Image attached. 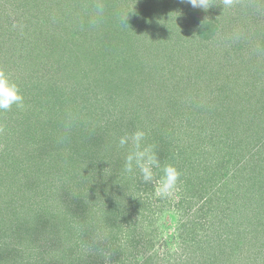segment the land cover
<instances>
[{"label":"trees","instance_id":"1","mask_svg":"<svg viewBox=\"0 0 264 264\" xmlns=\"http://www.w3.org/2000/svg\"><path fill=\"white\" fill-rule=\"evenodd\" d=\"M168 1L165 0V3H162L163 0H88L90 6L87 7V11L91 12L94 8L101 7L104 9L103 12L108 13L109 21H112L116 16V14H111L113 6L118 7V20L122 16L118 12L119 9L124 8V15L131 10L128 17H131L132 20L126 19L123 27L124 33L122 30L114 29L112 35L115 37L118 34L119 36L115 38L123 37L130 40L134 36L135 41H142L140 43L141 54L133 52L134 41H129L133 42L128 46L131 52L129 59L114 64L113 61L104 58L109 54L103 53L99 47L100 42L97 43L102 39L98 35L96 25L87 22L86 25H81L71 31L75 39H71V46L67 42L65 45L62 42H57L58 48L54 51L55 55L59 56L56 60L58 63H60L63 52L70 53V56L77 53V56L72 60H84V70L69 64V61L64 63L61 61L60 72L58 69H54L40 77H33L29 76L31 66H28V64L31 65V56H26L24 52L26 46L24 49L21 46L24 39L21 37V28L19 27L32 24L29 19L33 14L32 11L41 8L37 22L33 21V24H36L38 33L47 35L50 23L48 20H43V16L49 10L53 12L59 10L58 13H60L65 7V0H0V71L9 76V80L14 83L28 78L36 80L34 81L36 83L27 91V95L21 93L24 96L22 106H13L12 111H0V195L6 194L7 198H3V201L7 202L11 192L9 187L24 179L29 182L35 179L34 185H38L39 180L44 182L41 189L44 198L40 201L41 203L49 201L48 198L51 194L53 197H59L56 199L59 203H51V206H54V215L50 214L51 217H47L49 213L46 209L35 208L34 205H31L32 208H25L24 216L20 210L16 214L17 218H6L8 222L16 221L15 224H18L16 225V234L8 233L14 230L11 229L13 226L2 229L6 219H0V264H46L43 255L30 254L29 246L31 244L29 243L33 242L37 247L38 243L43 244L38 239L33 241L37 238L36 226H40V232L49 234L48 238L52 237V228L48 222H52L51 225L54 226L55 216L61 210V203L64 204L65 214H69L72 218H78L79 220L75 222L81 223L76 228L65 232L67 237L64 243L67 244L66 249L70 250L71 254H73V250H77L72 247L74 244L72 237L75 236L76 239H79L85 235V238H88V221L93 216L94 220L99 222V225L97 224L99 229H96L95 235H89L88 242L92 247L85 240L82 249L87 248L86 250L92 251L93 258L96 257L95 252L100 245L99 241L107 242L115 236H123L127 241V238L131 236L130 232H133L134 229L140 232L141 237L146 238V236L152 235L151 222H147L146 207L143 206L146 204L139 194L143 184L137 180L138 178H133L122 171L124 157L128 149L118 146V138L121 135L125 132L135 131L137 128L145 130L149 142L156 144L158 156L162 162L174 164L179 169L183 191L186 192L188 186H191L193 177L202 179L210 186L211 190L218 187L219 183L226 182L227 179L237 178V182L230 190L237 189L236 194L239 197L242 196L248 207H246V203L243 205L238 203L234 205L235 211L243 213L245 207L247 208L246 213L249 218L245 219V223L242 222L243 225L249 231L250 237L257 234L255 238L258 242L264 241L263 224L259 223L260 218L257 217L259 212L264 215V93L258 95L255 91L252 92L251 103H245V98H248L246 95L249 93H245V89H241L242 92H235V97L238 100L231 104L227 102L231 97L225 98L231 92L230 89H227L221 93V95L225 94L224 99L219 101L216 95L219 91L215 87H211V79L215 78L216 72L212 73V68L201 70L204 60L201 64L198 60L200 56L194 51L198 49L194 46L199 45V42L202 44L203 42L213 43L216 37H219L220 32L228 27L219 26L218 19L216 16L213 17V13L210 14L208 9L206 11L194 9L195 12L187 20L192 25L191 31L187 29L179 31L178 29L179 36L175 35L171 25L167 27L158 21V13L163 12L161 9L171 8L167 6ZM177 1L186 11L193 12V7L189 4ZM252 1L239 0L240 9L245 12L257 9L259 12L262 10L264 12V0L256 3H251ZM135 2L141 4L139 9L145 8L146 11H149H147L146 18L140 12L137 18L132 17L138 13L132 8ZM32 5L38 8L33 9ZM5 6L10 7L7 9ZM106 7L109 8V11L105 9ZM175 9L177 8L174 5L173 10ZM63 11L66 12V10ZM58 13L57 16L61 20L62 15ZM124 15L121 19L124 18ZM150 16L155 18L154 27L151 29L148 28L152 26L151 22L149 23ZM69 17L71 15L66 12L64 19ZM258 17L260 16L258 15ZM72 24L75 25L74 22ZM144 24L145 28H148L145 29V32H142L143 29H135L138 26L143 27ZM107 25L105 23L104 29L112 31L105 28ZM91 26H94L93 29ZM257 30L264 31L263 23L257 26ZM11 32H14V36H11ZM4 34L6 37H10V40L7 48L3 49L4 42L1 36ZM65 36V40L69 38L67 33ZM260 36L263 39L258 40L259 45L262 43L264 47V34L261 33L256 39H260ZM152 39L162 40L163 49L172 46L173 48L170 47L171 55L178 56V63L181 65L174 64V69L170 73L173 77L168 78L163 72L165 65L162 58L159 61L163 62V67L160 63L153 61L156 57L145 58L148 54L143 46L155 43V40L152 43H145ZM55 40H63V36L58 34ZM169 42H173V45ZM48 43L49 39H46V36L41 37L38 43L31 45V48L33 50L42 48L46 51L43 45L46 44L47 50H52V41L51 45ZM176 46L177 51L174 49ZM178 46H183V48H178ZM184 46H188V48L186 49ZM263 47L261 50H264ZM139 48L141 47L138 46L136 49ZM39 50L35 51L40 53ZM150 50L152 51V49ZM94 53H99L101 56L97 59L92 58ZM153 54L156 56L157 53ZM145 59L152 60L151 64L144 63ZM255 61V57L252 58L251 66L257 65L254 63ZM121 66H126L129 72L121 69ZM184 66L187 69H183ZM146 68L147 72H145ZM54 71L58 73L53 77ZM125 71L127 73L123 74ZM31 73L33 74L32 71ZM178 73L181 76L184 75L185 78L177 79L176 84L181 82L183 85H187V82L190 81L193 88L204 87L205 91H200V93L194 91L188 95L182 93L177 87H158L161 83L164 86L167 83L168 86L169 81L167 82V80L174 79ZM26 74L28 77L25 76ZM108 83L115 87H109ZM162 90L164 92H161ZM186 100L189 101V105H184ZM179 109L182 117L178 121L180 123L185 121L184 123H188V125L196 123L197 131L202 133V135L201 133L200 135L192 133L193 136L196 135L194 138L191 135H189L190 138L187 137L188 146L186 148L189 150L193 148L189 151L192 152L190 159L186 157L185 148L179 144L180 138L174 136L172 140L170 139L173 135L170 134L171 129L169 128L172 126L175 128V125L172 123L168 126L167 119L172 112L177 114ZM21 123L32 127V129H42L44 135L41 141L43 144L48 141L49 149L41 146L40 151L38 150L34 158L31 159L33 156L30 154L31 148L27 150L28 152L24 151ZM13 124H17L19 128L14 130ZM33 132L36 133L35 130ZM174 134L179 135L180 131L176 130ZM191 141H194L195 144L192 145ZM30 146L32 145L30 144ZM184 156L185 160L188 158V163L181 161ZM195 159L198 161H196L197 165L193 163ZM198 172L201 173L199 176L196 174ZM50 181L54 184L51 190L48 186ZM54 181H57L56 184ZM29 184L33 185L32 182ZM61 189L62 191H60ZM226 192L222 189L221 195L217 197L219 202H223V206L227 201L225 196L229 195L233 200L236 199L231 196V193ZM219 212L225 219L229 218L226 215L230 213L226 214L224 209ZM198 213L204 212L199 211ZM21 220H24L23 227L20 224ZM28 222L34 227L26 228ZM218 222H222V219L218 218ZM78 227L79 229H77ZM214 233L206 241L209 243L210 249L216 246L218 236ZM97 234L98 236L95 237ZM32 235L34 236L32 237ZM15 236V239H11ZM130 242H133L132 239ZM141 242L144 244L142 239ZM197 243V239L187 240L186 247L182 246L181 255L169 264H187L185 260L193 255V250L195 252L193 247H196ZM18 245L21 246L20 250ZM24 250L27 255L25 258H21L20 254ZM211 252L206 259H203L205 264L259 263L255 252L247 258L242 257V260L237 259L226 252L221 243ZM153 256L145 257V261L141 264H153ZM102 258L100 256L97 259L102 261ZM108 259L111 261L115 257L109 256ZM79 262L71 260L62 264H80ZM166 262L168 263V261Z\"/></svg>","mask_w":264,"mask_h":264},{"label":"rangeland","instance_id":"2","mask_svg":"<svg viewBox=\"0 0 264 264\" xmlns=\"http://www.w3.org/2000/svg\"><path fill=\"white\" fill-rule=\"evenodd\" d=\"M256 2H261V0H253L251 3H256ZM162 3H165V0H163ZM238 3L239 0H233L230 6H225L223 0H211V5H210L211 7L208 9L209 13L210 14L213 13V17L216 16V18L218 19L219 26L225 25L228 28L220 32L219 37H216V40L213 43L203 42L202 44V42H199V45L194 46V48L198 49L194 51L197 52V54L200 56L198 60H200L201 64L202 61L204 60L203 61L204 66H202L201 70L204 71L206 69L208 70L212 68L213 69L212 73L216 72L215 78L211 79L212 80L211 87H215L217 91H219V93L216 94L218 100L219 101L223 100L225 94L221 95V93L227 89H230L231 91L229 93L230 95L226 96L225 98L228 99L231 97L229 100H227V102L231 104L234 103L236 100H238V98L235 97L236 95L235 92H242L241 89H245V93L247 92L249 93V95L246 96L250 100L248 98H245V103L246 102L251 103V99L253 98H250V95L252 92L255 91L256 93H258V95L264 93V52H263L264 50H261V48L263 47L262 43L259 45L258 42V40H261L263 38L262 36H260V39H256V37L261 33L264 34V31L257 30V26L259 24L263 23L264 25V12L263 10L262 12H259L258 9L245 12L243 9H240L241 7H239ZM124 4H127V2H124ZM51 5H53V3H51ZM133 5L134 6L132 8L137 10L138 13L132 17L137 18L141 13L146 18L147 16L146 14L149 11L147 10L148 11L147 12L145 8L139 9V6L141 5L139 2H135V4ZM174 5L175 8H177L175 10H173ZM89 6L90 3L88 2V0H65V7L63 8V10H66V12L69 13V15H71V17L67 19H64V17H66V12L63 10H61L60 13H58L59 10H57L56 12H53L51 10L47 12L45 11L46 13L43 16V20H48L50 23L48 24L50 25L48 26L50 29L47 33V35L51 34L50 36L38 33L36 24H33V21H35V23L37 22L38 14H40L39 10L41 8L39 10L37 9L32 11L33 14L31 17H29V19L32 21V24L30 25L26 24L19 27L21 28V33H20L22 34L21 37L24 39V42L21 44V46L23 49L26 46L24 52L26 56H31L30 59L31 65L28 64L29 61L27 62V64L28 66H31V71L33 72V74L29 70V76L32 75L33 77L36 76L40 77L42 74L47 73V71L51 72L54 69L55 70L58 69V71L60 72V68H61L60 66H62L60 64L61 61L62 63H64L65 61H69L70 62L69 64H72L76 67L78 66L79 68L84 70L85 68L84 60L83 61L82 60L80 61V59L79 61L72 60L74 59L73 57L77 56V53L74 56H70V53L65 54L63 52V56L60 58L61 59L60 63H58L56 60L58 59L59 56L55 55L54 51L58 48V46L56 45L57 42L58 43L62 42L63 45L68 43L71 46L72 44L71 39L75 40L71 31H73V29L76 30L81 25L82 26L86 25L87 22H90L92 25H96L98 29V35H100V39H102L99 40L97 43L100 42L99 47L101 48L103 53L109 54L104 58H107L109 61L110 60L113 61L114 64L116 62H123L129 59L131 52L129 51L128 46L129 43H133L129 41H134L133 44L135 47L133 52L137 54H141L140 51L142 49V46L140 45V43H142V41H135V39L133 38L134 36L130 40L128 38L125 39L123 37L115 38L116 36L117 37L119 36L118 34H116L115 37L114 35H112L114 29H119V31L122 30L124 33L125 29H123V27L126 23L125 22L126 20L123 22L124 23L123 24L121 19L122 16L124 15L123 7H121L123 9L118 10V12H120V14L122 15L118 20L117 19L118 7L116 8V6L115 7L113 6L114 9H112L111 14L113 15L116 14V16L112 21H109L110 17L107 12H103L104 11L103 8L97 7L94 8L91 12H88L87 7L89 8ZM167 6L171 8H162L161 10L163 12L158 13L159 15L158 21L163 23V25H166L167 27L171 25L175 35L179 33L178 29L179 31H184L186 29L191 31L192 25L189 24L187 20L191 17V14L195 12L194 8L192 9L193 12L186 11L183 6H180L177 0H169L167 2ZM5 7L8 9L10 6H5ZM32 8L36 9L38 7L32 5ZM105 9L109 11V8L106 7ZM128 12H131V10H129ZM57 13L59 15H62L61 20L57 16ZM257 13L260 17H258ZM150 17L151 19L149 23L151 22L152 26L148 28L151 29L152 27H154L155 18L153 19L152 16ZM127 19L129 21L132 20L131 17H127ZM51 20L53 22H50ZM72 22H74L75 25H73ZM105 23L108 24L105 28H109L112 31L104 29ZM93 27L94 26H91V29H93ZM145 27L146 25L144 24L143 27L140 28V26H138L135 29H141V30L143 29L144 31L142 32H145V29H148ZM13 33L14 32H11V36H14ZM65 33H67L69 36V38L66 40H65L66 37ZM56 34L62 35L63 40L56 41L55 40L57 36ZM45 36L46 39H49L48 44H50L52 41V50H47L46 44H43L45 46L46 51H44L42 48L41 50L35 48L33 50L31 48V45H34V43H38L39 38ZM1 39L4 42L3 49L7 48L10 37H6V34H4L3 36H1ZM53 40H55L56 42ZM154 40L155 43L150 45H145L146 47L143 46V48L147 51L146 54H148L147 57L145 58L152 59V56L156 57L155 59H153V61L160 63L161 67H163V62L159 61V59L162 58L165 65V68H163V72L168 78H171L173 76L170 73H172V70L174 69L173 67L175 65L176 66L181 65V63H178L179 58L175 54L171 55L170 47L172 46H168L167 48L163 49L162 40L160 41L159 39H152L151 41H147L145 43H152L154 42ZM169 44L173 45V42H169ZM138 46L141 48L136 49L138 48ZM180 47L183 48V46H178V48ZM184 47L186 49L188 48V46H184ZM150 49H152V51ZM174 49L177 51V46L174 47ZM35 50H39L40 53H38ZM153 53H157L156 56ZM99 56H101L99 53H94L91 57L92 58L95 57L97 59ZM254 57L256 59L254 63L257 65L251 66V64L253 63L252 58ZM143 62L151 64L152 60L145 59L143 60ZM38 69H40L41 71L40 72L37 71ZM121 69H124L127 72H129L126 66H121ZM183 69H187V67L184 66ZM160 70H162V68H160ZM126 71L123 74L127 73ZM147 71L148 69L146 68L145 72ZM57 73L54 71V74H52L53 77L57 75ZM179 74L180 73H178L174 79L167 80V82L169 81L168 86L167 83L165 84V86L162 85L161 83V85H159L158 87H175V88L177 87V89H180L182 93L188 95L191 92L194 93V91H196V93H200V91H205L204 87H200V89L198 87L193 88V85H191L190 81L187 82V85H183L181 82L176 84L177 79L179 80L185 78L184 75L181 76V74L180 75ZM25 76L28 77L27 74ZM8 78L10 79L9 76ZM258 78L260 80H257ZM34 81L28 78L26 80H21V81L18 80L16 81V84L19 86L21 93L27 95L26 93L27 91H29V88L36 83ZM61 86H63V84H61ZM108 86L115 87L110 83H108ZM59 88L63 89L66 87H59ZM67 88H72V87H67ZM161 92H164V90H162ZM259 99L261 98L259 97ZM188 103L189 101L186 100L184 105H189ZM12 109L13 108H11L8 111H12ZM1 112H7V111H1ZM180 112L181 110L179 109L177 114L176 112H172L170 116H168L167 119V124L169 123L168 126H170L173 123L176 128L175 129L173 126L172 128H169L171 129V131H169L170 134L173 135L170 139L172 140L174 136L175 138L179 137L180 138L179 144H181L185 148L186 151L185 153H187L186 157L190 159L192 157V152L189 151L193 148H190V150L189 148H186V146H188L186 140L190 138L189 135L193 136L192 133L200 135L201 132L197 131L198 129H196L195 127L196 123H190V125H188V123H184L185 121L180 123V121H178V119L182 117L180 115ZM22 124L23 123H21L20 126L22 127V131H23L21 139L24 141L25 144L24 151L26 152L29 148H31L30 154L33 155L31 159L34 158V156L36 155L35 153L40 149L41 146H44L46 147V149H49L48 141H46L44 144L41 141L44 135L42 129H34V128L32 129V127ZM13 126L15 127L14 130H17V128H19L17 124H13ZM33 130H35L36 133H34ZM176 130L180 131L179 135L174 134ZM191 142H193L192 145L195 144L194 141ZM30 144L32 146H30ZM51 155L53 156V153ZM28 156L30 158L29 153ZM198 156L199 154L197 155V157ZM186 157L184 156L181 159V161L188 163V158L187 160L184 159ZM196 161L197 159H195V162H193L195 165H197ZM196 174L197 176H199L201 173L198 172ZM227 180L224 183H219L218 187H216L219 189L216 190V188H214L211 190L210 186L207 185V183H204L202 179L193 177L191 180L192 184L191 186H188L186 192L183 191L182 189L183 186H181L182 184L180 183L179 191L175 194L173 198L167 200H160L159 198H156L153 194L152 185L143 184V186L140 188L139 194L142 196V199L146 204V205L143 204V206L146 207L145 215L147 217V222H151L153 234L146 236V238H144L139 235L140 232L138 230L134 229L133 232H130L131 236L127 238V241L124 240L123 236L120 237L115 236V238L113 237L107 242L99 241L100 245L98 246V250L95 252L96 254L95 258L91 256L92 251L86 250L87 248L84 250L82 249L84 248L85 240H87L86 243L89 244V246H91V244L88 242V238L90 234L95 235L96 229H99L97 228L99 225L98 220L95 221L93 216L91 217V220L88 221L89 229H90V231L89 229L87 231L88 238H85V235H83L79 239H76L75 236L72 237L74 242L72 247H75L77 250L76 251L73 250V254H71V251L66 249L67 244L64 243V240L67 237L65 232L70 231V229L76 228L81 223L75 222L79 220L78 218L76 217L72 218L69 214H65L64 204L61 203L60 206L61 210L58 212V215L55 216L56 222H54V226L53 224L51 225L52 222L50 221L48 222V224L52 228V232H53L52 237L48 238L49 234L47 233L44 234L43 231L40 232L39 230L40 226H36L37 238H35L33 241H36L38 239L39 242H42L43 244L38 243L39 246L37 247L36 244H33V242L29 243L31 244L29 246L30 247L29 249L31 250L30 254L43 255V259H45L46 264H62V263H67L71 260H74V262L77 263L81 261L79 262L80 264H141L145 261V257L153 256V255H154L152 257L153 264H166L167 263L166 261H168L167 264H169L172 262L173 259H176V257L181 255L182 246L186 247L187 240L191 241V239H197L198 243L195 244L196 247H193L195 248V252L193 250V255L185 260L187 264H205V260L203 259H206L207 256H209V254L212 253L211 250L214 251V248L217 247V245L220 243L221 246L225 248L226 252L230 253L233 257H237V259L242 260V257L247 258V256L249 257L252 253L254 254L255 252L256 257L259 258L258 264H264V241L258 242V240L255 238L257 234L250 237L249 231H247L245 225H243V223H245L246 221L245 219L249 218L247 217V213H246L247 212L246 207H248V204L245 202L244 199H242V196L239 197V195L236 194L237 189H234L233 191L230 190L231 187L235 185V182H237L236 181L237 178L236 179L231 178L230 180L229 179ZM30 182L33 183L32 186L29 184ZM30 182L24 179L20 181V183H17L9 187L11 192L9 194L7 202L3 201V198H7V195L6 194L0 195V219L17 218L16 214L20 210L24 216L26 213L25 208L28 207L32 208L31 205H34L35 208L39 207L42 209H46L47 212L49 213L47 217H51L50 214L54 215L53 214L54 206H51V203L54 202L59 203V201H56V199H58L59 197L57 196L53 197L51 194V196L48 198L49 201H47L46 203H41L40 201H42V199L44 198V194L41 193V189L43 187L44 182L39 180L38 185H34L35 179L31 180ZM56 182L57 181H54L55 184ZM48 186L50 187V190L53 188L54 184L52 183V181L49 182ZM197 189L199 190L197 191ZM222 189L223 191L229 192V194L231 193V196L236 197V199L233 200V198L229 197V195L225 196V199H227V201L223 206V202L221 203L218 201L219 199H217V197L221 195L220 192L222 191ZM200 190H201V194L199 195ZM60 191H62V189ZM238 203L241 205L246 203V207L243 213L241 211H237L238 213H236L234 205ZM222 209H224L226 214L230 213L229 215H226V217L229 218L225 219L220 214L219 211H222ZM199 211H203L204 213L199 214L198 213ZM257 217L260 218L259 223L263 224V229H264V215L259 212V215H257ZM218 218H221L222 222H218ZM250 218L252 219V217ZM23 222L24 220L23 221L21 220L20 222L22 227H23ZM15 223L16 221L10 223L8 222V219H6V222L2 229H8L13 226L11 229L14 230L8 233L16 234L15 230H16V225L18 224ZM28 227H34V226H31V223L28 222L26 228ZM77 229H79V227ZM243 231L244 233L242 234ZM213 233L216 236H218V238H217L216 246L210 249L208 245L209 243L206 241L208 240L207 239L208 237H211L213 235ZM98 234L95 237H97ZM33 236L34 235H32V237ZM15 238L16 236L11 239H15ZM140 238L143 240L144 244L141 242ZM131 239L133 242H130ZM17 247L19 250L21 249V246L18 245ZM20 255L21 258H25V256L27 255L26 250H24ZM136 255L137 257H135ZM100 256L103 257L102 261H99L97 259L100 258ZM109 256L115 257V259L110 261L108 259ZM22 260L24 261L25 259Z\"/></svg>","mask_w":264,"mask_h":264},{"label":"clouds","instance_id":"3","mask_svg":"<svg viewBox=\"0 0 264 264\" xmlns=\"http://www.w3.org/2000/svg\"><path fill=\"white\" fill-rule=\"evenodd\" d=\"M180 2L205 11L211 7V0H180ZM232 2L233 0H223L225 6H230ZM129 13L124 15L122 23ZM14 105L17 107L23 105L20 88L10 81L3 71H0V111H8ZM118 146L128 149L122 169L125 174L138 178L142 184L152 185L154 196L160 200L175 196L179 191L181 172L174 164L162 162L156 144L149 142L145 130L137 128L135 131L125 132L118 138Z\"/></svg>","mask_w":264,"mask_h":264}]
</instances>
